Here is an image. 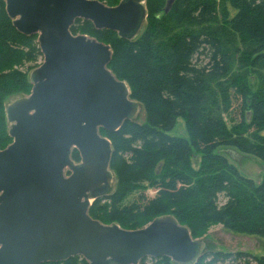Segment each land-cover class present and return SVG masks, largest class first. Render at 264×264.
<instances>
[{"label": "trees", "instance_id": "trees-1", "mask_svg": "<svg viewBox=\"0 0 264 264\" xmlns=\"http://www.w3.org/2000/svg\"><path fill=\"white\" fill-rule=\"evenodd\" d=\"M99 1L114 6L120 0ZM166 2L146 0L145 23L132 40L95 30L85 20L77 19L70 27L72 35L110 46L108 68L126 82L144 113L141 123L126 121L115 132L100 131L111 143L113 176L120 185L128 183L129 191L137 186L138 198L122 205L112 184L108 195L92 202L88 214L126 230H135L124 227L132 223L130 218L150 217L151 222L171 217L188 228L192 238L217 223L264 238V178L256 185L223 154L235 150L255 157L264 168V0H174L165 11ZM218 26L233 36L235 45L223 39ZM39 59L37 36L17 32L0 0V150L11 142L6 98L29 94V74L37 66L26 73L14 67ZM233 104L234 120L228 117ZM178 118L183 119L186 137L171 135ZM71 157L80 160L76 150ZM146 189L154 196H146ZM109 206V214L98 218L97 212ZM110 213L121 220H113ZM150 262L176 264L165 257ZM44 264L88 263L75 257ZM190 264H264V256L203 250Z\"/></svg>", "mask_w": 264, "mask_h": 264}, {"label": "water", "instance_id": "water-1", "mask_svg": "<svg viewBox=\"0 0 264 264\" xmlns=\"http://www.w3.org/2000/svg\"><path fill=\"white\" fill-rule=\"evenodd\" d=\"M174 0H167L165 11ZM12 26L37 36L41 63L29 94L5 106L11 142L0 150V264H139L165 257L190 264L203 252L171 217L126 230L92 219V202L110 193L112 148L101 130L134 121L139 103L108 68L110 46L72 35L75 20L134 39L146 0H4ZM79 154L75 162L72 151Z\"/></svg>", "mask_w": 264, "mask_h": 264}, {"label": "rangeland", "instance_id": "rangeland-1", "mask_svg": "<svg viewBox=\"0 0 264 264\" xmlns=\"http://www.w3.org/2000/svg\"><path fill=\"white\" fill-rule=\"evenodd\" d=\"M219 5V3H218ZM221 26V25H220ZM222 27V26H221ZM217 28V27H216ZM219 32H221V36L223 39H229L230 42H232V45H235V39L232 38L231 35H226L220 30V27L218 26L217 29ZM242 48V47H240ZM241 50H239V53H241ZM42 59H39L36 63L31 64H24L23 66L14 67L15 69H18L21 71V73H26L29 67H35L38 66L41 63ZM21 96L19 94L11 95L6 98L5 104H7L9 101H12L14 98ZM228 117L232 118L233 120L237 119V108L236 104H233L232 110L230 111ZM144 118V113L142 106L139 105L138 112L135 117V121L141 123ZM171 135L176 136H182L186 137V131L184 127V122L182 118H178L176 127L172 130ZM229 160L230 163H232L238 172L243 175L246 178H249L254 181V183L257 185L263 181L264 178V168L262 163L256 159L255 157L248 156L245 154L238 153L235 150L229 149L225 150L223 153ZM195 168H197V164H193ZM128 183H122L123 187L117 183V180L115 179L114 175V181H113V190L114 192L116 190V193L121 195L122 199V205H127L131 202H133L135 199L138 198V191L137 186H134L133 189L130 191L126 189V185ZM117 185V189H116ZM115 188V189H114ZM123 191V192H122ZM154 191L152 189L145 190V195L148 197L154 196ZM224 199L222 196L218 197V205H222L224 203ZM100 204H104V202H101ZM107 204H110L108 201ZM111 210V206L107 208V210H99L97 213L99 214L97 217L100 218V213L109 214L108 211ZM167 211H171L168 209ZM111 214V213H110ZM111 214L113 216V220H121V217ZM103 217V216H102ZM111 220V218H108ZM131 224L124 225V227L131 229V228H143L150 222V217H134L130 218ZM107 222L109 220H106ZM195 241L200 242L201 247L204 248L205 251H220V252H226V253H235V252H246L253 256H264V238L257 236V235H249V234H243L238 232H233L225 227H223L221 224H213L210 225L200 236L197 238H193ZM150 258H147L144 264H152L150 262Z\"/></svg>", "mask_w": 264, "mask_h": 264}]
</instances>
